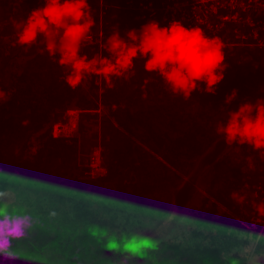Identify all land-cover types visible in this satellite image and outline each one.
I'll return each mask as SVG.
<instances>
[{"label": "trees", "instance_id": "16d2710c", "mask_svg": "<svg viewBox=\"0 0 264 264\" xmlns=\"http://www.w3.org/2000/svg\"><path fill=\"white\" fill-rule=\"evenodd\" d=\"M18 1L28 3L30 8L36 0ZM97 1L88 2L94 29L98 26ZM104 1L111 7L101 25L102 45L81 48V54L89 58L93 53L110 57L106 42L113 32L120 30L121 37L127 39L123 31L149 22H140L134 15L127 18L120 9L122 1ZM10 14L0 11V21ZM209 37L226 42L225 35ZM38 41L30 50L25 49L24 59L0 50V193L19 187L11 190L15 193V202L9 206L15 207L11 214H27L32 220L26 235L11 241L15 258L5 260L0 256V264H89L119 240H133L143 234L144 230L134 233L148 230L157 219L167 225L172 211L166 199L175 194L180 183L178 168L187 173L195 167L220 136L216 130L206 129L208 119H200L201 114L192 113V108L200 106L217 114L226 106L216 103L233 90L236 98L243 96L242 103L258 100L247 96V85L253 78L264 81V65H260L264 63V51L233 48L229 54L223 46L229 68L215 94L202 91V84L191 98L173 95L159 75L144 71L142 59L135 61V68L125 78H113L111 88L91 76L73 90L65 83V72L56 62L58 56L56 60L50 58L46 42ZM243 55L248 57L247 64L242 65L248 70L246 75L241 70L234 72L242 64L237 57ZM227 70L232 72L230 76ZM96 91L107 111L103 121L108 128V148L102 154L106 174L81 178L80 171L87 168L77 166L84 153L78 140L70 144L51 137L48 130L57 111L94 109ZM82 116L93 117L86 113ZM237 146L258 155L259 161L258 151L248 145ZM232 168L222 160L212 172L201 174L205 189L225 208L243 206L250 211L251 194L245 196L239 188L244 185L243 179L249 186H264L260 183L264 178L257 182L249 178V173ZM205 203L192 214L190 226L171 232L180 233V242L163 240L143 248L131 264H229L234 260L243 264L239 249L250 242L257 243L258 248L264 245V235L258 237L247 231L218 204ZM246 216L239 217L246 220ZM243 233L246 237L251 233L250 238Z\"/></svg>", "mask_w": 264, "mask_h": 264}, {"label": "clouds", "instance_id": "9594fccd", "mask_svg": "<svg viewBox=\"0 0 264 264\" xmlns=\"http://www.w3.org/2000/svg\"><path fill=\"white\" fill-rule=\"evenodd\" d=\"M94 19L88 0H44V6L30 12L19 22L16 43L30 49L43 36L50 58L65 72V83L75 90L86 77L96 76L109 88L113 78H125L135 68V61L142 59L147 73H155L176 96L191 98L193 91L215 94L216 86L224 79L227 68L223 44L217 38L207 36L199 26L185 27L172 21L161 27L156 21L144 24L139 33L130 29L113 32L106 47L110 57L97 55L91 59L81 54L86 38H90ZM236 90L227 96L231 103ZM255 101V102H254ZM255 112V115H253ZM226 123L217 128L229 144L248 145L264 154V99L242 103L237 111H226ZM264 211V205L261 206ZM32 227L27 214L14 215L0 212V256L14 259L10 251L11 241L24 237Z\"/></svg>", "mask_w": 264, "mask_h": 264}, {"label": "rangeland", "instance_id": "374dc122", "mask_svg": "<svg viewBox=\"0 0 264 264\" xmlns=\"http://www.w3.org/2000/svg\"><path fill=\"white\" fill-rule=\"evenodd\" d=\"M97 0H89L88 2H96ZM2 4L0 5V11L2 13H10L8 18L2 17L0 21V50L4 52L7 51L10 56L14 54H18L24 59L25 48L20 47L16 43V25L22 20H26L30 12L34 9L40 8L44 6V0H36L33 1L32 6L29 8V4L24 1L18 0H1ZM7 6L10 8V12L7 9ZM143 23L142 25H144ZM94 29V27H93ZM91 30L90 34L98 35L99 27L94 30ZM129 30V29H128ZM5 31V32H4ZM97 38V36L95 37ZM103 35H101L102 42ZM38 40H44V37H39ZM45 41V40H44ZM39 42V41H37ZM46 42V41H45ZM92 46V45H91ZM95 48L100 47L99 45L92 46ZM227 47V46H225ZM81 48H84L82 45ZM229 50L227 52L231 54V47H227ZM240 49L239 47H237ZM235 48V50H238ZM30 50V49H28ZM20 52V53H19ZM99 55L98 53H93L90 56V59L94 56ZM238 61H241L242 64L239 66L236 71L241 70L242 74L246 75L248 73L247 69H244L243 64H247L248 57L246 58L244 55L241 58L237 57ZM236 59V58H235ZM234 59V60H235ZM233 60V61H234ZM264 60V56H263ZM264 65V63L260 64ZM249 66V64H248ZM250 67V66H249ZM229 68V66H227ZM227 75H231L232 72L227 70ZM150 78V77H149ZM152 79V78H150ZM247 84V83H246ZM264 81L261 79H254L250 81V84L247 85V96L252 99H264ZM216 98V96L214 97ZM236 98V97H235ZM101 95L98 91H96V96H93L92 100L95 102L96 107L94 109L86 111V114H90L93 117L84 118L82 115L80 117V122L78 125L77 133L71 135V137H64L62 140H65L67 143H74L72 140H78V144L84 150V153L80 155V164H77L78 167H86L87 170H92L93 173L99 171L101 167H104L102 154L105 152L107 146V132L108 128H105L104 118L107 115V111L103 108L101 104ZM226 98H220L216 104L221 105L224 104V109L219 110L217 114L210 112H206L202 107L192 108V113L196 112L201 114L200 119H208V123L206 124V129L216 130L222 124L226 123V111H237L239 106L242 104L243 96L239 98L233 99L231 103H225ZM68 110H76V109H68ZM67 110L57 111L60 119H67L69 116L66 114ZM71 115V114H70ZM54 116H52L53 119ZM71 119V118H70ZM73 120V119H71ZM82 123L83 128L81 130L80 124ZM55 124V120L50 123V128L48 130V134L53 137L52 131L53 126ZM111 124L115 127L116 123L112 120ZM110 126V124H108ZM81 130V131H80ZM218 136V135H216ZM55 138V137H54ZM59 139V138H56ZM258 156V155H257ZM257 156L250 152L249 149H244L238 147L236 143L229 144L226 139L220 135L216 137V139L211 143L210 147L204 152L199 158L201 162L197 163L195 167L188 169L187 173L182 172L178 168V176L180 177V183L175 191V194L166 199V204L171 208V214L169 216V223L165 224L163 219H157L154 224L149 226V229H142L136 231L134 234H139L143 230V234L137 235L133 240L129 239L127 241L119 240L118 243L114 244L111 248L104 251L102 255H100L97 259L95 258L89 264H131V261L134 259L136 254L140 252L143 248L152 247L156 243L169 240L170 242L175 243L173 239L180 242V239L177 238L180 233H171L172 231H176L177 228L182 227V229L186 228V226H190L193 221V215L198 211L201 207V204L206 202L210 204L215 203L220 207L224 208V210L228 211L229 217L230 215L234 218V221H238L243 227L245 224V220H242L239 216L246 213L249 214V210H245L243 206H234L232 205L230 209L225 208L222 204H219L217 201L209 195L207 190L205 189V180L202 179L201 174L204 172L209 173L212 172V169L221 162L225 160L230 167L238 168L240 172L249 173L251 179L259 180L260 178H264V166L262 162H264V158L259 154V161L257 160ZM186 169V168H185ZM184 169V170H185ZM86 170V172H87ZM187 170V169H186ZM211 170V171H210ZM209 171V172H208ZM86 172L80 171L81 178H87ZM231 172V171H230ZM85 174V175H84ZM263 175V176H261ZM20 179V176H16ZM92 178V177H91ZM242 180V179H241ZM239 180V181H241ZM244 181V185L239 188V191L245 192V196L251 193L253 184L251 186L247 185ZM258 182V181H257ZM263 183V181H260ZM257 185V184H254ZM19 190V187L12 188ZM11 189V190H12ZM11 190H6V192L0 193V212L6 211L11 213L15 211V207L9 208L10 205L14 204L15 193ZM229 200V199H226ZM231 201V200H230ZM231 204V203H229ZM16 206V205H15ZM234 210V212H231ZM170 213V212H169ZM15 214V213H13ZM223 215V214H220ZM232 227V220L228 218L227 221ZM162 226V227H160ZM245 228V227H244ZM251 236V233H249ZM249 234L246 237V234L243 233V237L246 239L250 238ZM258 234V237H262L263 235ZM256 244V246H255ZM255 248V249H254ZM239 254V258H242L243 264H264V245L258 248L257 243L252 244L249 243L248 246L241 248L237 252ZM238 258V257H237ZM224 259V258H222ZM221 259V260H222ZM223 262V261H222ZM241 264L242 262L238 260H234L229 264ZM136 264H139L137 262ZM227 264V263H226Z\"/></svg>", "mask_w": 264, "mask_h": 264}, {"label": "built area", "instance_id": "2783aa9c", "mask_svg": "<svg viewBox=\"0 0 264 264\" xmlns=\"http://www.w3.org/2000/svg\"><path fill=\"white\" fill-rule=\"evenodd\" d=\"M122 3L120 9L134 15L140 22L154 20L161 27H167L172 21H179L185 27L199 26L207 36L225 35L223 46L264 51V0H122ZM110 7L104 0L97 1L99 34H90L83 46L102 45L101 25ZM131 29L137 30V33L140 30L135 27ZM70 112L79 114L81 111L76 109ZM64 133L52 131L53 138L71 137ZM259 154L264 158V154ZM105 174L106 168L101 167L95 173L87 170L86 177L95 178ZM250 194V212L243 225L247 231L263 235L264 211L260 209L264 205V186H254Z\"/></svg>", "mask_w": 264, "mask_h": 264}, {"label": "crops", "instance_id": "0c3cea01", "mask_svg": "<svg viewBox=\"0 0 264 264\" xmlns=\"http://www.w3.org/2000/svg\"><path fill=\"white\" fill-rule=\"evenodd\" d=\"M122 0H119V2H121ZM125 15L127 18H129V14L125 12ZM102 31V29H101ZM70 111H74V110H67L66 114L69 116V118L67 119H60L59 118V114L54 113L53 114V120H55V124L53 126V132L57 133V131H64V134H70L73 135L75 133H77V129H78V125L80 122V117L83 113H85V110H80L81 112L78 114L77 112H73L71 113ZM71 114V115H70ZM73 120H71V119ZM58 129V130H57Z\"/></svg>", "mask_w": 264, "mask_h": 264}, {"label": "water", "instance_id": "95a60500", "mask_svg": "<svg viewBox=\"0 0 264 264\" xmlns=\"http://www.w3.org/2000/svg\"><path fill=\"white\" fill-rule=\"evenodd\" d=\"M253 115H255V112H253ZM52 122V121H51Z\"/></svg>", "mask_w": 264, "mask_h": 264}, {"label": "bare ground", "instance_id": "6f19581e", "mask_svg": "<svg viewBox=\"0 0 264 264\" xmlns=\"http://www.w3.org/2000/svg\"><path fill=\"white\" fill-rule=\"evenodd\" d=\"M108 25V24H107Z\"/></svg>", "mask_w": 264, "mask_h": 264}, {"label": "flooded vegetation", "instance_id": "af4514ba", "mask_svg": "<svg viewBox=\"0 0 264 264\" xmlns=\"http://www.w3.org/2000/svg\"><path fill=\"white\" fill-rule=\"evenodd\" d=\"M85 175V174H84Z\"/></svg>", "mask_w": 264, "mask_h": 264}]
</instances>
